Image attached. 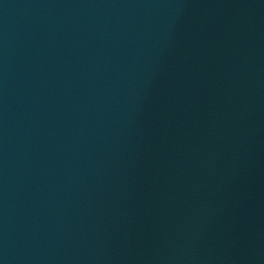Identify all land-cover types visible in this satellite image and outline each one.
I'll use <instances>...</instances> for the list:
<instances>
[{
  "label": "water",
  "instance_id": "obj_1",
  "mask_svg": "<svg viewBox=\"0 0 264 264\" xmlns=\"http://www.w3.org/2000/svg\"><path fill=\"white\" fill-rule=\"evenodd\" d=\"M0 264H264V0H0Z\"/></svg>",
  "mask_w": 264,
  "mask_h": 264
}]
</instances>
